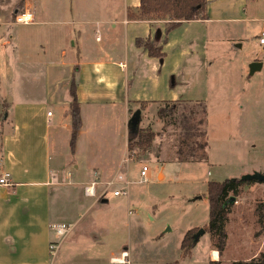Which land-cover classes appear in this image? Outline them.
<instances>
[{"label":"crops","instance_id":"0c3cea01","mask_svg":"<svg viewBox=\"0 0 264 264\" xmlns=\"http://www.w3.org/2000/svg\"><path fill=\"white\" fill-rule=\"evenodd\" d=\"M249 1L208 0V19L191 20L179 26L210 23L212 20H235L227 14L238 12V9L241 17L245 18L241 10ZM61 4L63 22L56 23H63V27L59 29L55 55L46 59L49 48L44 44L38 51L20 42L18 36L3 38L4 27H8L10 22L1 9L4 4L0 3V39L3 38L0 45V80L2 73L5 83L15 81L14 87L19 89L22 97V100H16L11 92L0 95V103L10 105V112L2 118L4 124L0 117V177L8 173L11 183L9 186L0 184V264H55L49 243L53 241V225L63 221L65 201L69 199L71 210H75V223L93 206L108 202L106 196L99 202L97 195L88 196L84 190L83 194L74 198L68 194L65 197L58 191V185L63 180L75 181L79 185L77 188H81L89 185L96 175L101 186L121 177L117 185L122 184L123 187L126 182L129 184L128 193L120 196H126V203L130 201L131 176L138 163L129 156L128 145L130 121L136 111L141 112L138 128L152 129L148 126L151 115L146 113L154 106L172 101H208L207 65L182 70L181 73L174 72L177 69L165 71L162 57L151 56L148 47L137 43L142 39L161 48L157 31L167 27L163 20H130L128 11L138 8L140 0H63ZM25 5L34 12L35 22L32 25H38L32 0ZM100 9L105 10L106 17H102ZM75 66H78L76 96L82 126L72 151V98L69 90ZM263 67L264 64L260 70ZM177 87H183L180 91L185 92L186 89V92H179ZM170 89L172 92H168ZM49 111L52 112L50 116ZM157 118L164 122L163 118ZM254 150L255 145L250 151ZM210 154L208 144L207 160L217 163V160H211ZM171 160L177 162L175 157ZM250 164L252 167L246 165L241 172H233L227 178H239L254 171L263 172L264 166L251 161ZM71 166L73 170H67ZM212 174L207 172V175ZM263 186V183L256 182L245 185L244 190L249 193L261 190ZM199 193L201 198L196 200L207 196L203 191ZM247 200L243 198L241 201V204L245 203L244 208ZM244 208L237 215L243 229L246 225L242 217ZM253 211L255 215V208ZM251 221L256 223L253 216ZM125 224L128 223L115 222L114 226L124 229ZM257 237L256 241L247 240L243 256L230 259L226 257L231 240L227 231L223 255L213 249L210 240L204 263L250 261L264 251V231ZM125 239V235L109 237L94 231L78 244L74 254H69L65 251L69 241L64 242L61 238L60 242L63 241L64 245H59L58 264H128L115 260L122 259L120 253ZM200 239L201 236L192 248L193 253Z\"/></svg>","mask_w":264,"mask_h":264},{"label":"rangeland","instance_id":"374dc122","mask_svg":"<svg viewBox=\"0 0 264 264\" xmlns=\"http://www.w3.org/2000/svg\"><path fill=\"white\" fill-rule=\"evenodd\" d=\"M62 1L32 0L39 24L21 25L13 23L14 16L25 8L28 0H0L4 4L1 7L4 16L10 22L8 27H4L3 38L18 36L21 38L20 42L37 48L38 51L40 45L44 44L49 48L46 50V59L54 56L59 29L63 27V23H56L63 22ZM239 10L227 14L235 20H212L210 23H193L190 26L157 31L163 53L161 64L165 71L177 69L174 72L181 73L182 70L203 64L209 67L208 101L201 102H205L207 109L206 138L211 148V160H217V163L207 160L201 164H178L171 160L175 157L180 128L176 125L175 118L168 117L164 122L159 121L158 110L164 109L166 114L177 115L187 110L191 103L172 101L154 106L146 114L151 115L148 126L157 130L158 135L152 147L145 151L135 149L132 153L138 166L131 176L130 201L126 203V196H114L113 189H120L121 184L111 187L106 195L108 202L102 203V198L98 195L103 185H98L101 186H97L100 203L84 212L76 223L75 210H71L69 199L65 201L63 221L59 220L58 224L71 226L70 232L63 238L64 242L69 241L65 248L67 253L74 254L78 244L84 238L86 240V235L96 231L109 237L126 236L120 255H126L128 264H137L133 261L135 259L148 262L146 264H205L207 244L210 241L207 231L209 201L207 196L201 200H195V197L202 195L199 193L202 191L207 195V182L231 177V173H239L246 165L251 166L250 161L264 166V67L254 74H250L249 68L254 61L264 64V45H260L258 41L264 29V0H250L241 10L245 18L241 17ZM100 14L102 17L107 15L104 9H100ZM237 17L241 19H236ZM49 20L54 21L42 22ZM14 83L15 81L5 83L1 73L0 95L11 92L16 100H22ZM177 88L181 93L186 92V89L185 92L180 91L183 87ZM9 107L6 102L0 103L3 124L2 118L10 112ZM192 139L193 137L190 138ZM253 145L255 150L251 152ZM143 165L149 166L151 170L147 182H140L138 176ZM67 170H73L72 166ZM208 171L213 174L207 175ZM74 182L70 179L63 180L58 185V191L65 197L68 194L72 198L83 194L85 186L77 188L79 185ZM243 198H248L246 208L245 203L241 204ZM238 201L240 204L237 205ZM260 201L264 202V188L249 193L243 188L226 225L231 237L226 257L231 259L243 256L246 251L243 246L248 243L247 240L258 239L255 233L259 226L257 223L252 224L251 217L257 221V216L252 212ZM241 208L245 209L242 216L246 221L245 229L238 223L237 215ZM115 222L128 224L120 229L117 225L114 226ZM199 229H205L206 232L201 235L194 253L193 247L187 253L182 249L183 239L186 236L190 239ZM52 240L61 241L55 232ZM63 241L60 242L61 247L64 245ZM59 253L58 248L52 260L55 264L59 262Z\"/></svg>","mask_w":264,"mask_h":264},{"label":"trees","instance_id":"16d2710c","mask_svg":"<svg viewBox=\"0 0 264 264\" xmlns=\"http://www.w3.org/2000/svg\"><path fill=\"white\" fill-rule=\"evenodd\" d=\"M208 0H140V5L136 9H129L128 18L130 20H163L167 29H173L184 22L191 20L208 19ZM19 12V11H18ZM139 45L144 44L149 49L151 56L162 57L161 48L154 47L150 42L142 39L137 40ZM78 66H75L74 75L70 84V104L71 113V148L74 151L77 134L82 126L80 116V106L76 96ZM158 116L166 119L175 118L176 125L180 128V136L176 144L175 158L177 162H205L207 160V131L206 118L207 109L205 103L197 101L191 103L187 110L179 114H166L164 109H159ZM205 126L203 130L202 127ZM157 133L152 129L131 128L129 131V156L135 149L145 151L152 147L157 137ZM193 137L192 140L190 138ZM190 140V141H189ZM255 180H241V178H227L224 181H209L207 186V198L209 201V223L207 231L210 234L211 246L218 250L220 256L227 245L226 225L229 220L234 203L229 199L237 198L243 191L245 185L254 184ZM256 223L259 226L256 236L264 231V202L260 201L255 207ZM194 235L190 239L187 236L183 239L182 249L187 253L194 246ZM209 264H221V261H210ZM236 264H264V251L250 261H238Z\"/></svg>","mask_w":264,"mask_h":264},{"label":"built area","instance_id":"2783aa9c","mask_svg":"<svg viewBox=\"0 0 264 264\" xmlns=\"http://www.w3.org/2000/svg\"><path fill=\"white\" fill-rule=\"evenodd\" d=\"M35 22V15L34 12L29 8L26 7L24 9H22L21 11L17 12L14 16V24H21V25H30L32 23ZM259 44L260 45H264V29L261 31L260 35H259ZM52 114L51 111L48 112V115L50 116ZM150 168L147 165H143L140 170H139V180L140 182H147L148 179L150 178ZM122 180L121 177H118L117 179L113 178L109 181H107L104 186L103 189L101 190L100 195H98V197H105L108 192L110 191L111 187H115L117 185L118 182H120ZM101 182L98 180V176H95V179L85 187L84 192L86 195L88 196H96L97 195V186L100 184ZM0 184L1 185H5V186H9L11 185L10 181H9V174L5 173L0 177ZM128 184L129 182H126L125 185L123 187H121L120 189H113V194L114 196H120V195H126L128 193ZM53 229L54 232L56 233V235L61 239L64 238L65 236L68 235V233L71 230V226L67 225V224H56L53 225ZM60 242H56V241H51L49 243V250L51 252V255L54 257L56 255V252L59 248ZM122 259H118L116 258V261H121L122 263H127L126 260V255L123 254Z\"/></svg>","mask_w":264,"mask_h":264},{"label":"water","instance_id":"95a60500","mask_svg":"<svg viewBox=\"0 0 264 264\" xmlns=\"http://www.w3.org/2000/svg\"><path fill=\"white\" fill-rule=\"evenodd\" d=\"M263 66V63L261 61H254L250 63L249 68H250V74H254L257 70H260ZM140 117H141V112L136 111V113L132 116L131 121H130V126L133 129H137L139 127V122H140ZM241 180L249 181V180H255L260 183H264V172H259V171H254L253 173H247L243 174L241 177ZM196 198H201L195 197ZM236 201V198L232 196L229 199V202L234 203ZM205 233V229H199L195 235H194V242H196L201 235Z\"/></svg>","mask_w":264,"mask_h":264},{"label":"bare ground","instance_id":"6f19581e","mask_svg":"<svg viewBox=\"0 0 264 264\" xmlns=\"http://www.w3.org/2000/svg\"><path fill=\"white\" fill-rule=\"evenodd\" d=\"M214 253V255L216 256L217 255V253L216 252H213Z\"/></svg>","mask_w":264,"mask_h":264}]
</instances>
